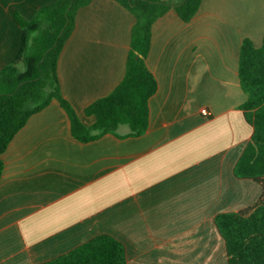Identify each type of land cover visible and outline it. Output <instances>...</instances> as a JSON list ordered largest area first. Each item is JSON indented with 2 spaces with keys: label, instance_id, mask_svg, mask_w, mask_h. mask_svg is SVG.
I'll use <instances>...</instances> for the list:
<instances>
[{
  "label": "crops",
  "instance_id": "crops-1",
  "mask_svg": "<svg viewBox=\"0 0 264 264\" xmlns=\"http://www.w3.org/2000/svg\"><path fill=\"white\" fill-rule=\"evenodd\" d=\"M55 1L0 0V71L21 45L14 14L29 20ZM134 20L114 0L77 10L57 74L87 127L86 107L124 76ZM263 36L264 0H202L189 22L173 9L157 19L145 58L157 90L139 136L120 125L81 142L56 99L31 114L2 153L0 264H42L100 235L122 243L126 264H229L215 216L262 194L234 167L253 134L240 49Z\"/></svg>",
  "mask_w": 264,
  "mask_h": 264
},
{
  "label": "trees",
  "instance_id": "trees-1",
  "mask_svg": "<svg viewBox=\"0 0 264 264\" xmlns=\"http://www.w3.org/2000/svg\"><path fill=\"white\" fill-rule=\"evenodd\" d=\"M91 0H56L40 7L31 19L18 13L14 19L22 30L19 52L14 61L0 71V178L4 169L2 153L28 117L58 100L67 113L71 132L81 142L93 141L120 125L129 127L130 136H139L148 128L149 99L157 82L145 58L150 51L153 26L157 19L175 10L183 22H189L202 0H114L130 11L135 20L121 82L106 96L85 109L95 122L85 126L71 104L62 96L57 62L76 27L77 10ZM19 64L23 70H19ZM238 75L246 100L240 109L253 126V134L240 155L234 174L251 178L262 188L254 205L215 216L229 264H264V36L259 47L245 38L238 63ZM42 264H126L120 241L97 236L77 248Z\"/></svg>",
  "mask_w": 264,
  "mask_h": 264
},
{
  "label": "built area",
  "instance_id": "built-area-1",
  "mask_svg": "<svg viewBox=\"0 0 264 264\" xmlns=\"http://www.w3.org/2000/svg\"><path fill=\"white\" fill-rule=\"evenodd\" d=\"M201 113L204 114V115H207L208 114V111H207V109H202L201 110Z\"/></svg>",
  "mask_w": 264,
  "mask_h": 264
},
{
  "label": "rangeland",
  "instance_id": "rangeland-1",
  "mask_svg": "<svg viewBox=\"0 0 264 264\" xmlns=\"http://www.w3.org/2000/svg\"><path fill=\"white\" fill-rule=\"evenodd\" d=\"M18 69L19 70H23V65L22 64H19Z\"/></svg>",
  "mask_w": 264,
  "mask_h": 264
}]
</instances>
